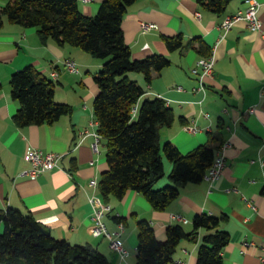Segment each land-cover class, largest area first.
Segmentation results:
<instances>
[{"label": "crops", "instance_id": "0c3cea01", "mask_svg": "<svg viewBox=\"0 0 264 264\" xmlns=\"http://www.w3.org/2000/svg\"><path fill=\"white\" fill-rule=\"evenodd\" d=\"M7 1L0 0V8ZM77 1L79 10L92 16L103 0ZM246 7V0H229L220 12L199 0H135L121 21L132 58L158 53L170 61L160 71H152L148 83L141 73L128 74L144 90L139 103L158 97L174 113L172 125L160 130V142H171L182 154L203 144L216 151L228 143L221 178L211 188L205 179L186 183L163 210L154 209L140 193L127 190L121 199L103 197L88 183L92 178L99 181L108 168L105 141L100 139L98 151L92 146V133L97 132L93 99L98 88L94 76L104 60L68 44L52 40L41 43L35 27H22L4 18L0 28V211L11 207L30 213L55 238L91 245L107 257L109 264H136L139 220H146L156 238L164 240L166 227L178 223L173 214L188 220L180 223L186 231L192 229L196 214L224 215L219 225L229 233L221 252L224 264H264V95L260 94L264 86V38L244 21L224 35L219 26L226 15ZM258 16L264 30V3ZM143 21L155 27L142 31ZM177 35L182 45L170 51L164 38ZM207 53L214 58L213 74L205 80V91L194 90L198 82L190 69ZM66 58L75 60L78 74L63 70ZM29 64L48 78L52 70H59L54 99L69 104L72 110L52 124L18 127L12 120L19 103L11 95L10 75ZM191 124L197 128L194 133L184 128ZM28 147L63 156L57 167L30 179L19 174L29 166L24 158ZM163 163L169 173L171 162L164 157ZM165 182L159 180L155 187ZM233 187L235 191L226 190ZM90 195L99 196L111 206L104 219L109 230L117 229L115 217L123 218L121 239L129 252L127 257L120 258L106 239L92 235ZM243 196L254 203L255 209ZM206 233L200 228L179 241L169 264H178V260L196 264L197 249ZM244 239L253 245L241 251Z\"/></svg>", "mask_w": 264, "mask_h": 264}, {"label": "trees", "instance_id": "16d2710c", "mask_svg": "<svg viewBox=\"0 0 264 264\" xmlns=\"http://www.w3.org/2000/svg\"><path fill=\"white\" fill-rule=\"evenodd\" d=\"M134 1L103 0L97 12L88 16L79 10L77 0H8L0 8V28L6 18L22 27H35L41 43L52 40L59 45L68 44L104 60L94 76L98 91L93 99L97 133L105 141L108 164L98 181L99 192L103 197L121 199L131 190L142 194L154 209L163 210L178 197L181 186L203 179L215 149L203 144L182 154L171 142H160V130L172 125L174 113L158 97L139 103L144 90L128 73H141L148 83L151 72L160 71L170 61L158 53L132 58L121 21ZM199 2L220 12L229 0ZM164 41L170 51L182 45L180 35L165 37ZM54 84L30 64L10 75L11 95L19 103L12 116L16 126L52 124L71 112L69 104L54 99ZM163 157L172 164L170 182L156 188L165 174ZM224 218L196 214L190 231L180 223L168 225L164 240L156 238L146 220H139L136 264H169L179 241L193 236L200 228L207 233L198 246L196 264H224L221 252L229 241V233L219 228ZM1 225L0 264H109L107 257L91 245L55 238L30 213L11 207L0 211Z\"/></svg>", "mask_w": 264, "mask_h": 264}, {"label": "built area", "instance_id": "2783aa9c", "mask_svg": "<svg viewBox=\"0 0 264 264\" xmlns=\"http://www.w3.org/2000/svg\"><path fill=\"white\" fill-rule=\"evenodd\" d=\"M83 2H89L90 0H82ZM247 7L236 11L233 14L226 15L222 22L220 23V28L223 31V35L236 23L244 21L246 22L248 28L252 31L260 33L264 38V30L261 27V21L258 16V10L264 0H246ZM199 17V13L196 14ZM142 31H147L155 27L152 23L141 22L140 24ZM214 58L212 54L207 56H202L198 58L194 65L191 67V73L197 79V86L194 90H203L205 91V80L208 77H211L213 74ZM62 68L64 71L70 74H78L79 68L75 60L71 58H66L62 62ZM59 77V70L54 69L49 73V78L52 81L57 80ZM181 88L180 86L178 87ZM261 95H264V86L260 91ZM137 107V106H136ZM136 107L134 110H136ZM185 130L188 132H196L197 128L194 124L185 125ZM94 137L93 149L98 151L97 145L100 142V135L97 132L92 133ZM228 146V143H224L220 148L215 151L214 159L210 166L206 169L203 179H205L210 188L213 183L218 181L221 178L222 170L225 166V155L224 150ZM62 154L54 152H44L40 149L28 147L25 150L24 158L28 162L29 166L23 169L19 174L30 179H36L40 174L50 171L58 166V161L62 158ZM89 185L98 188V180L92 178L88 181ZM227 191L233 190L236 188L226 189ZM243 200L251 207L255 209L254 203L246 197H242ZM89 202L93 206L92 213V228L91 233L94 237H102L107 240L108 245L112 251L119 255L120 258H125L129 255L128 250L124 246V243L121 239L122 232L124 230V224L122 222L117 223L116 230H109L104 222L105 217L111 212V206L103 202L102 199L97 195H90L88 198ZM172 218L178 223H187L188 220L180 214H173ZM253 245V242L244 239L242 241L241 251H244L245 248ZM178 264H182V261L178 260Z\"/></svg>", "mask_w": 264, "mask_h": 264}, {"label": "rangeland", "instance_id": "374dc122", "mask_svg": "<svg viewBox=\"0 0 264 264\" xmlns=\"http://www.w3.org/2000/svg\"><path fill=\"white\" fill-rule=\"evenodd\" d=\"M129 75H133V73L131 72V73H128ZM131 79H133L131 76H129ZM134 80V79H133ZM164 158V157H163ZM166 159V158H165ZM169 174H170V172L169 173H166L165 172V174H164V176L160 179V180H166V182L165 183H163L162 185H160V186H158V187H163V186H165V185H167V184H169V182H170V180H169ZM157 186H156V188H158Z\"/></svg>", "mask_w": 264, "mask_h": 264}]
</instances>
